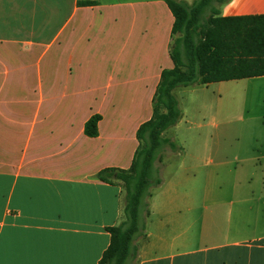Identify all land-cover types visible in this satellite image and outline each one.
<instances>
[{"label":"crops","instance_id":"0c3cea01","mask_svg":"<svg viewBox=\"0 0 264 264\" xmlns=\"http://www.w3.org/2000/svg\"><path fill=\"white\" fill-rule=\"evenodd\" d=\"M221 11L261 16L264 0ZM174 24L166 0H0V264L100 263L124 192L98 174L131 167L162 73L174 68ZM173 154L156 168L163 184L130 264H264V166L241 159L237 179L251 180L200 193L184 163L166 172ZM212 164L230 172L228 160Z\"/></svg>","mask_w":264,"mask_h":264},{"label":"trees","instance_id":"16d2710c","mask_svg":"<svg viewBox=\"0 0 264 264\" xmlns=\"http://www.w3.org/2000/svg\"><path fill=\"white\" fill-rule=\"evenodd\" d=\"M166 1L175 17L170 47L174 68L162 73L152 119L137 132L139 146L131 167L98 174L103 182L121 184L124 192L123 221L108 229L111 244L99 264H130L137 257L139 240L146 238L150 201L163 184L155 173L156 163L166 148L178 149L165 137L182 118L175 91L264 77V15L224 17L221 10L232 0H196L192 5ZM100 121L96 115L86 123V136L98 137Z\"/></svg>","mask_w":264,"mask_h":264},{"label":"rangeland","instance_id":"374dc122","mask_svg":"<svg viewBox=\"0 0 264 264\" xmlns=\"http://www.w3.org/2000/svg\"><path fill=\"white\" fill-rule=\"evenodd\" d=\"M176 95L182 118L166 136L178 149L175 155L165 149L156 168H163V160L173 154L166 172L172 174L184 163L192 169L188 171L193 178L190 186L200 193L206 188L233 187L251 180L250 176L238 180L234 168L244 158L264 166V77L177 89ZM42 101L33 100L35 123L42 122ZM221 159L230 161V172H220L212 164ZM196 201L203 202V194ZM141 219L145 220L143 209Z\"/></svg>","mask_w":264,"mask_h":264}]
</instances>
